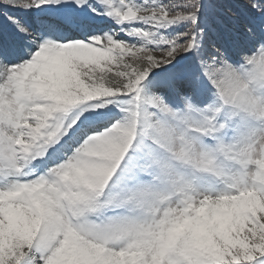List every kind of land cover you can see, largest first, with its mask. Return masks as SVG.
I'll list each match as a JSON object with an SVG mask.
<instances>
[{
    "label": "snow or ice",
    "instance_id": "6c2138e0",
    "mask_svg": "<svg viewBox=\"0 0 264 264\" xmlns=\"http://www.w3.org/2000/svg\"><path fill=\"white\" fill-rule=\"evenodd\" d=\"M0 264H264V0H0Z\"/></svg>",
    "mask_w": 264,
    "mask_h": 264
}]
</instances>
